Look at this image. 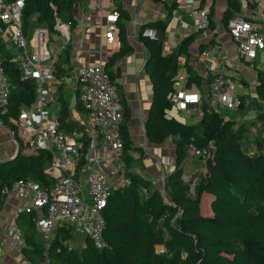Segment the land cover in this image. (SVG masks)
<instances>
[{
  "label": "trees",
  "instance_id": "obj_1",
  "mask_svg": "<svg viewBox=\"0 0 264 264\" xmlns=\"http://www.w3.org/2000/svg\"><path fill=\"white\" fill-rule=\"evenodd\" d=\"M23 2L24 32L34 22L50 32L54 31L57 21L65 23L69 29L76 26L74 5L77 0ZM230 4L234 8L237 6L233 2ZM115 11L120 47L103 65L114 82L116 75L109 71L110 67L132 49L126 41L124 25L128 15L119 6ZM231 17L232 12L225 11L223 22L227 24ZM5 26L0 21V27ZM144 28L155 30V39L141 36ZM141 29L139 38L146 50L144 71L152 88L143 124L146 139L148 143L161 144L171 138L174 144L175 163L165 174V191L162 193L148 180L130 173V184L113 192L104 209V246L97 248L92 240L84 238V245L77 252L65 244L71 237L70 230L61 228L47 250L50 264H264V80L256 85L257 98L249 103L248 109L253 111L251 118L237 119L231 114L225 119L221 113L208 111L202 98L203 117L193 125L182 123L167 112L173 109L170 97L175 90L178 58L186 53L194 36L182 39L175 52L164 55L166 22L154 20ZM202 50L203 45L200 46ZM13 58V51L0 43V59L10 87L7 110L0 114V122L15 130L12 122L19 117L21 106L29 108L35 101V85L22 78V71ZM69 58V50L64 49L53 63L56 78L62 77L63 66L69 64ZM186 73V87L199 88V76L191 69ZM119 100L123 106L119 129L124 143V161L129 168L131 159L127 152L132 148V141L127 122L130 113L124 99ZM59 103L60 130H80L81 125L66 122L67 102L61 95ZM17 141L18 153L0 161V213L5 203L2 191L11 190L17 181L32 179L42 187L51 183L44 173L50 154L44 151L23 153L22 143ZM210 142L215 146L213 158L206 162L207 172L195 183L192 195L188 183L182 180L185 148H204ZM142 189L147 190L146 195ZM204 194L209 197L208 215L201 210ZM33 218L34 214L18 213L13 223L22 234L16 248L26 264L41 262L45 250L44 241L35 236ZM157 247L162 249L158 251Z\"/></svg>",
  "mask_w": 264,
  "mask_h": 264
},
{
  "label": "built area",
  "instance_id": "obj_2",
  "mask_svg": "<svg viewBox=\"0 0 264 264\" xmlns=\"http://www.w3.org/2000/svg\"><path fill=\"white\" fill-rule=\"evenodd\" d=\"M23 7V0L10 3L0 0V21L10 31L6 48L18 51L12 61L19 65L22 78L35 85L33 105L29 108L21 106L19 117L13 121L15 130L11 129L10 134L22 142L29 154H37L39 151L50 154L44 173L51 183L42 187L32 179L19 180L11 190L4 189L2 193L5 201L10 195L18 201L15 215L34 214L35 229L45 237L43 258L38 264H50L47 250L57 230L61 228L70 230L71 236L73 233L82 234L84 238L92 240L97 248L104 246V209L108 199L116 190L127 187L130 184V173H134L126 167L124 161V143L119 129L123 113L119 106L117 87L101 63L81 66L75 71L79 102L86 112L84 130L63 132L54 118L49 116L45 107L50 82L58 80L54 75L53 57L48 46L50 31L46 27L36 30L38 47L36 52L30 54L21 20ZM98 8L101 10V0H98ZM117 16L114 11L106 16V21L115 23ZM192 20L194 28L199 31L210 24L209 14L204 9L199 10ZM226 27L236 43L239 56L251 60L260 56L264 62V35L254 29L248 19L235 15L227 21ZM68 29V25L61 21H57L53 27L65 41L69 39ZM115 31L116 25H111L104 32L107 43L115 40ZM141 36L155 39L156 32L144 28ZM211 49L218 52L220 45L215 43ZM208 56L209 51L201 52L206 69L210 68L206 61ZM177 79L181 83L185 78L179 76ZM234 89L235 84L225 73L224 66L213 70L206 95L208 111H236L243 106L250 115L248 106L252 99L257 98L256 92L241 100L232 96ZM9 92L10 87L0 59V114L7 110ZM170 101L173 109L181 113L198 108L202 96L182 86L174 90ZM2 125L0 122V130ZM189 147L191 156L203 163L211 160L215 152L212 142L204 148ZM142 193L146 195L147 190L142 189ZM3 233L8 235L15 247H19L22 234L15 224H8Z\"/></svg>",
  "mask_w": 264,
  "mask_h": 264
},
{
  "label": "crops",
  "instance_id": "obj_3",
  "mask_svg": "<svg viewBox=\"0 0 264 264\" xmlns=\"http://www.w3.org/2000/svg\"><path fill=\"white\" fill-rule=\"evenodd\" d=\"M230 2H233L234 6H237L234 8ZM117 6L128 15V20L124 22V25L126 30V41L132 49L122 58L118 59L115 64L110 67L109 71L111 70L114 75H116L115 83L117 84L118 99H124L130 113L127 122L128 133L132 141V148L127 152L130 159H137L138 155L142 154V150L138 151L141 147L135 146L134 144L136 137L139 139L138 134L140 136L143 135V137L141 136L143 142L145 145L147 143L143 124L152 99L151 84L148 75L144 71L146 50L139 38V33L142 30L141 28L145 24L154 20L166 22L165 40L162 45L164 55L175 52L177 45L182 39L190 35L194 36V40L188 45L186 53L178 58L175 90L182 86L186 87L188 77L186 73L187 69H191L195 75L199 76L201 83L199 88L192 85L188 89L200 93L205 101L209 85L212 81V72L221 66H224L225 73L232 78L235 84V89L232 94L234 98H239L241 100L248 98L255 92L256 85L259 81L264 80V67H261L264 66V62L260 56H257L253 60L239 56L236 43L229 35L226 23L223 22L224 12L230 10L232 16H244L252 23L254 29L264 35V0H204L203 3H201V0H101V10L98 8V0H77L74 5L76 26L73 29H68V41H65L59 34V37L63 39L64 42L57 50L50 46V40L48 43L52 53L53 63L64 49L69 50L70 55L69 64L63 66L65 72L62 77L57 81L50 82V93L47 97V104L45 107L49 116L53 117L56 121L58 128L57 118L60 115L59 96L61 95L67 102L68 117L66 122L73 121L81 125L80 130H84L83 124L86 120V112L79 102L75 71L81 66L99 63L104 65L109 61L111 55L120 47L117 28L114 33L115 40L112 43H107L103 36L108 27L116 25V23L107 22L106 16L114 12ZM202 9L208 12L211 23L206 29L199 31L194 28L192 18L196 17L197 12ZM32 20L35 21V19ZM38 28L45 27L34 22L33 25L28 28L27 32H25L28 43L27 51L30 54L36 52L38 47V36L36 34ZM9 39V28L7 26L3 28L0 27V43L4 46H8ZM215 43L220 45L218 52L211 49ZM201 45L204 46L205 51H209V56L206 60L210 66L209 69H206L203 65V59L201 57V52L203 50L200 51ZM9 50L13 51L14 57L17 56V50L13 48ZM70 74L73 77V84H66V78L68 76L70 77ZM179 76L185 78L181 83L177 79ZM68 96L70 100L73 98V101H70ZM118 101L120 108L123 109L120 100ZM71 104L72 106H70ZM200 106L196 109L192 108L186 112H181L183 116L189 114L195 119L191 125L197 123L203 117V111ZM242 112L243 111L240 109L236 111L226 110L221 112V114L224 115L225 119H228L231 114L236 115L237 119L249 118L247 117L249 115L247 112ZM252 115L253 111H251L249 116L251 117ZM137 123L139 124L138 126ZM140 127L142 128L141 132ZM75 131L79 130L75 129ZM4 142H6V144L9 143L10 146L0 150V161L12 158L19 151L18 141L11 136L9 128L2 125L0 130V144H4ZM156 149L163 151L162 147ZM156 149H151L147 155L154 157L153 152ZM172 151L174 152V145ZM22 152L29 154L25 151L23 145ZM188 154L191 155L190 153ZM187 157L186 155V160ZM157 160L159 166L152 169V174L149 178L142 177L138 174L135 167L132 166L133 160H131V167L128 169L142 179L148 180L152 187L163 192L165 174L173 168L175 155L173 161L172 159H167L165 161L167 166H164L160 158H157ZM186 160L183 164H185ZM201 164L203 165L204 163L201 162ZM201 169H203V167L195 170L191 169L190 174L193 178L198 179ZM17 206L18 201L13 195H10L9 198L6 199L0 213V224L4 221L5 228L8 224H11L9 222L10 220H14ZM1 238L4 239V242L2 243L0 241V264L24 263L17 248L10 242L8 235L2 232Z\"/></svg>",
  "mask_w": 264,
  "mask_h": 264
},
{
  "label": "rangeland",
  "instance_id": "obj_4",
  "mask_svg": "<svg viewBox=\"0 0 264 264\" xmlns=\"http://www.w3.org/2000/svg\"><path fill=\"white\" fill-rule=\"evenodd\" d=\"M49 40H50V46H52L55 50H57V48L59 46H61L64 42L63 39H61L59 37V33L57 31H52L49 33ZM258 62V60H257ZM261 66V65H260ZM262 68L264 66H261ZM66 81L67 83L66 84H73V77L72 75L70 74V77L68 76L66 78ZM69 97V96H68ZM69 100H70V97H69ZM70 101H73V98H71ZM72 106V104L70 105ZM244 113L245 110L243 109L242 110ZM167 115L168 116H171V117H174L176 120L182 122V123H185V124H188V125H191V123H193L195 121V119L193 117H191L189 114H187L186 116H183L180 112H177L175 109H172L170 110L169 112H167ZM253 116V115H252ZM249 118H251L249 115L247 116ZM139 124L137 123V126ZM142 131V128L140 127V132ZM4 132V131H2ZM139 132V133H140ZM141 134V133H140ZM139 139H135L134 141V144L135 146H140L141 149H138V151H141L142 150V154L141 155H138V158L135 159H131L133 160L132 161V166L135 167L136 171L138 172V174H140L142 177H145V178H149L151 177V174H152V169L153 168H157V166H159V163H158V160L157 158H160L162 163L164 164V166H167V164L165 163V161L167 159H174V152L172 151V148H173V140L171 138H168L166 139L163 143L159 144V145H153L151 143H146V145L144 144L143 142V135H139ZM5 144V145H4ZM0 144V150H3L5 148H8L10 146V144H6V142H4ZM145 147V149H144ZM162 147L163 148V151H160L159 149H156V148H160ZM156 149L154 150V157H151V156H148L147 153H149V151H151V149ZM185 152H186V155L188 156L187 157V160L184 164V168H183V176H188L189 180H185L184 177H182V180L187 182L188 183V187H189V193L190 194H194V191L192 190V187H194L195 183L202 177L206 174L207 172V167H206V163H204L203 165L201 164L200 161H198L197 157L195 156H191L189 155L188 153L191 154L190 152V148L187 147L185 148ZM194 160V161H192ZM131 167V166H130ZM201 171H200V175L198 177V179L196 178H193L192 175L190 174L191 173V169L195 170V169H199V168H202ZM201 210H202V213L205 214V215H208L210 214V208H209V197L204 195L202 197V201H201ZM10 223H14V220H10L9 221ZM5 222L3 221L2 224H0V241L3 243L4 242V239L1 238V234L3 231H5ZM35 236L36 238L41 241V242H45V237H44V234L35 230ZM66 245H68L70 248H72L73 250L75 251H79L83 245H84V236L82 234H79V233H73L72 236L70 237V239L68 241L65 242ZM158 251L162 249V247H157L156 248ZM23 261V260H22ZM24 263H21V264H26L25 261H23Z\"/></svg>",
  "mask_w": 264,
  "mask_h": 264
},
{
  "label": "water",
  "instance_id": "obj_5",
  "mask_svg": "<svg viewBox=\"0 0 264 264\" xmlns=\"http://www.w3.org/2000/svg\"><path fill=\"white\" fill-rule=\"evenodd\" d=\"M9 130H11L10 128H9ZM14 157V156H13ZM12 157V158H13ZM9 159H11V158H9ZM192 190H193V187H192ZM164 191H165V186H163V192L162 193H164Z\"/></svg>",
  "mask_w": 264,
  "mask_h": 264
}]
</instances>
